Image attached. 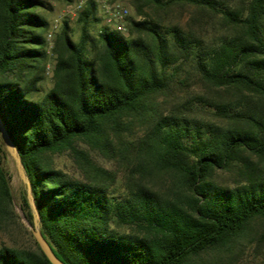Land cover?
<instances>
[{
    "label": "trees",
    "instance_id": "trees-1",
    "mask_svg": "<svg viewBox=\"0 0 264 264\" xmlns=\"http://www.w3.org/2000/svg\"><path fill=\"white\" fill-rule=\"evenodd\" d=\"M108 1H127L143 20L126 21L127 38L101 27L88 50V27L99 21L89 2L78 16V43L66 29L55 40L52 89L34 98L48 59V3L0 0V120L29 181L39 232L64 264H196L214 252L231 256L251 223L264 220V0ZM182 6L218 15L231 35L205 45L163 20ZM185 67L232 92L230 101L207 104L228 126L175 109L155 112L143 139H124L128 119L147 122L148 100L177 84ZM111 129L120 139H108ZM76 142L123 155L138 175L128 173L118 194L83 155L76 177L54 168L49 155L76 153ZM5 156L1 143L0 231L15 218ZM230 169L239 181L218 183L217 173ZM161 174L172 177V191L145 185ZM20 207L31 223L25 191ZM0 264L50 263L32 240L29 248L0 247Z\"/></svg>",
    "mask_w": 264,
    "mask_h": 264
},
{
    "label": "rangeland",
    "instance_id": "rangeland-1",
    "mask_svg": "<svg viewBox=\"0 0 264 264\" xmlns=\"http://www.w3.org/2000/svg\"><path fill=\"white\" fill-rule=\"evenodd\" d=\"M46 1L48 9L42 12L48 23V29L45 33L48 59L44 63V69L39 71L40 80L36 84L34 98L43 97L53 87L52 69L55 62L53 48L61 30L66 29L69 39L74 44L78 43L81 34V23L78 21L79 15L72 17L65 13L67 6L73 0ZM234 1L236 5V0ZM234 1L232 2L233 4ZM117 2L124 4L128 8L129 15L127 20H143V17L135 15L133 8L127 1ZM95 17L99 21L93 22L88 27V39L86 41L88 50H90L92 45L91 41L97 38V33L103 27L102 12L99 7L97 8ZM163 20L168 24L178 25L185 31L189 30L192 34L202 39L205 45L213 44L220 38L229 36L232 33L218 15L214 16L206 10L190 6L171 8L163 16ZM48 34H51V38L48 37ZM122 36L127 38L126 34H122ZM175 82L177 84H174L168 91L155 95L148 100L146 104L148 117L145 118L148 119L147 122L136 117L128 119L130 121L126 119L129 125H123L122 132H124V139L132 141L143 139L145 130L149 132L150 118L155 112L156 114H167L169 111L175 109L181 110L185 116L201 123H214L223 128L228 126V122L214 115V109L208 107L207 104L212 103L214 100H218V102L232 100L233 94L231 91L213 88L204 82L195 70L188 67L184 68V72L176 78ZM252 107L254 108V106ZM108 133V139H113V141L114 139H120V137L115 136L114 129L109 130ZM74 149L77 151L76 153L73 150H64L49 155L48 159L54 168L76 177V174L81 173L79 169V157L83 155L87 160H90L105 172L101 174L102 180L105 182L104 184H107L111 191H116L118 194L124 193L127 187L126 176L128 173L133 174L134 177L138 175L135 167H128L126 169L123 155L113 158L106 154L104 150L95 148L86 142H76ZM3 168L8 177L15 218L10 222L9 228L0 231V247L29 248L31 247L32 240H34L31 234L32 221L31 223L28 222L20 207L21 195L25 191V187L17 175L13 160L7 153L3 160ZM171 178L165 174L154 176V178H146L145 185L154 187L159 192L165 193L172 188L171 185L174 181ZM215 179L218 183L231 187L236 181H239V175L234 169H230L217 173ZM228 262L231 264H264V220H255L251 223L248 234L235 244L231 256L214 252L208 256L195 259L196 264H227Z\"/></svg>",
    "mask_w": 264,
    "mask_h": 264
},
{
    "label": "water",
    "instance_id": "water-1",
    "mask_svg": "<svg viewBox=\"0 0 264 264\" xmlns=\"http://www.w3.org/2000/svg\"><path fill=\"white\" fill-rule=\"evenodd\" d=\"M0 138H1V141L3 143V146L5 148L7 155L14 162V166H15L19 179L21 180V182L23 183L25 187L26 199H27L30 212L32 215V227H31L32 237L34 238L39 249L44 254V256L46 257V259L49 261L50 264H64L54 255L51 248L46 243V241L42 238L39 232V218H38V214H37V211L35 209V206L32 200L29 181L25 175V171L20 161L19 155L16 151V148L12 140L10 139L8 132L6 131L4 124L2 123L1 120H0Z\"/></svg>",
    "mask_w": 264,
    "mask_h": 264
},
{
    "label": "built area",
    "instance_id": "built-area-1",
    "mask_svg": "<svg viewBox=\"0 0 264 264\" xmlns=\"http://www.w3.org/2000/svg\"><path fill=\"white\" fill-rule=\"evenodd\" d=\"M89 2L95 3L100 8L103 26L111 31L123 35L125 34V25L129 11L128 8L120 2H109L108 0H73V2L67 6L65 13L69 16L77 17ZM48 37L51 38V34H48Z\"/></svg>",
    "mask_w": 264,
    "mask_h": 264
}]
</instances>
